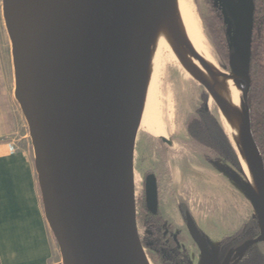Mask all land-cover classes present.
I'll use <instances>...</instances> for the list:
<instances>
[{
    "label": "water",
    "instance_id": "obj_1",
    "mask_svg": "<svg viewBox=\"0 0 264 264\" xmlns=\"http://www.w3.org/2000/svg\"><path fill=\"white\" fill-rule=\"evenodd\" d=\"M157 1L3 0L14 97L28 125L44 216L62 264H150L138 233L134 153L142 59ZM220 1L232 29L228 65L243 92L246 144L264 203V160L246 103L254 3ZM144 191L155 213L153 174ZM187 227L203 262L215 264L190 218ZM256 242H264L263 229L247 245Z\"/></svg>",
    "mask_w": 264,
    "mask_h": 264
},
{
    "label": "rangeland",
    "instance_id": "obj_2",
    "mask_svg": "<svg viewBox=\"0 0 264 264\" xmlns=\"http://www.w3.org/2000/svg\"><path fill=\"white\" fill-rule=\"evenodd\" d=\"M190 2L211 54L221 68L231 71L228 65V40L230 41L232 36V29L226 22V16L221 9V1L191 0ZM0 41L2 42H0V48L3 52L2 61L6 62L7 67H9L15 88L11 42L3 17V0H0ZM180 44L185 53L192 56L193 61L198 63L188 62V70L193 75H195L193 71H206L201 59L192 50L189 52L190 45L188 42L183 44L181 41ZM191 51L194 55L190 54ZM159 72V90L165 95H170L167 97L168 102L165 101V103L168 108L170 107V113L173 114L172 125L176 131L173 129L169 133L168 140L170 143L168 144L160 137H156L143 129L137 130L134 153L137 209L139 210L138 200L143 194L145 178L149 174H153L157 178L159 210L165 224L183 239L181 246L187 250L193 264H203L199 250L178 213L179 202L186 204L197 226L215 253L221 239L233 234L249 218L257 219L260 230L264 229V225L261 223L255 206L253 190L242 169L236 168L231 161L222 155L217 153H210L209 155L202 150H197L186 130V120L204 104L205 94L207 95L205 105L218 120L217 107L214 103L209 102V93L204 85L200 81L185 78L180 69L173 63H165ZM167 90L170 91L169 94ZM242 95L243 92L240 89L241 100L243 99ZM14 101L16 107L21 111L15 97ZM23 123L21 134L25 135V143L29 144L32 153L28 125L24 115ZM258 142L260 146H263L261 138ZM231 146L236 157H238L232 143ZM263 147H260V151L261 148L264 150ZM49 230L51 232L50 227ZM52 237L56 243L53 234ZM58 254L60 259L58 258L55 262L62 264L59 248ZM240 254L239 251L237 257ZM150 263L153 264L151 261ZM0 264L5 263L0 261Z\"/></svg>",
    "mask_w": 264,
    "mask_h": 264
},
{
    "label": "bare ground",
    "instance_id": "obj_3",
    "mask_svg": "<svg viewBox=\"0 0 264 264\" xmlns=\"http://www.w3.org/2000/svg\"><path fill=\"white\" fill-rule=\"evenodd\" d=\"M190 1L158 0L155 4L142 59L137 127L168 140L169 133L174 129L173 114L165 103L168 102L167 97L170 95H165L159 90V71L165 63L175 64L185 78L200 81L208 91L209 102L217 107L218 120L237 152L246 180L264 208L254 166L247 149L243 103L237 78L233 72L221 68L211 54ZM181 41L183 44L188 42L189 52L192 50L201 59L206 71L199 69L200 72L193 71L195 74L193 75L188 70V62L198 63L185 53ZM192 51L190 54L194 55Z\"/></svg>",
    "mask_w": 264,
    "mask_h": 264
},
{
    "label": "crops",
    "instance_id": "obj_4",
    "mask_svg": "<svg viewBox=\"0 0 264 264\" xmlns=\"http://www.w3.org/2000/svg\"><path fill=\"white\" fill-rule=\"evenodd\" d=\"M2 59L0 48V261L57 264L60 255L44 216L34 154L21 134L23 115Z\"/></svg>",
    "mask_w": 264,
    "mask_h": 264
},
{
    "label": "trees",
    "instance_id": "obj_5",
    "mask_svg": "<svg viewBox=\"0 0 264 264\" xmlns=\"http://www.w3.org/2000/svg\"><path fill=\"white\" fill-rule=\"evenodd\" d=\"M253 3L254 14L249 64L250 84L246 103L249 110L250 130L260 150V147L264 146V0H253ZM206 98L207 95L205 94L204 104L196 109L194 114L186 120V130L193 145L197 150H202L207 154L209 153V155L210 153H217L224 156L236 168L241 170L236 154L222 125L209 112L205 105ZM259 138L262 139L263 146H260L258 142ZM260 152L264 160V150L261 148ZM143 212H146L143 221L149 219L152 222L151 215H147L149 212L146 209ZM258 230L257 219L254 217L250 218L235 235V237L239 238L238 244L254 237ZM143 247L147 248L144 244ZM255 247V253L260 258L253 259L250 264H264V249L260 250L257 249V246ZM146 253L150 261L153 264H157L156 259L148 254V250ZM165 259L164 261L168 260V258Z\"/></svg>",
    "mask_w": 264,
    "mask_h": 264
},
{
    "label": "flooded vegetation",
    "instance_id": "obj_6",
    "mask_svg": "<svg viewBox=\"0 0 264 264\" xmlns=\"http://www.w3.org/2000/svg\"><path fill=\"white\" fill-rule=\"evenodd\" d=\"M221 9L223 10L222 6ZM214 10L218 11L217 9ZM156 183H157V178H156ZM144 189H145V182H144ZM144 189L142 196L138 200L139 210L137 215L139 237L142 245L144 244L147 246V248L144 247V250H146V252L148 250V254H150L156 259L157 264H164V263L193 264L192 259H190L187 250L181 246V242L183 241V239L179 235L175 234L171 227L165 224L161 216L159 210L158 185H157V209L155 213H151L147 209ZM144 209H146L149 212L147 213V215L149 214L151 215L152 222H150L149 219L143 221L144 216L146 214V212H143ZM178 213L185 222L187 230H188L187 219L188 218L192 219L206 245L208 253L212 256L215 264H250V262L253 259L260 258L255 253L256 251L255 246H257V249L263 250L264 242H256V243H252L251 245H247V243L250 240L255 239L259 235L260 229L257 231L254 237L249 238L246 241H243L241 244H238L239 238L235 237V235L238 233L241 227L245 225L250 218L246 222H244L233 234L222 238L218 244L217 252L215 253L211 245L206 240L201 230L197 226L192 214L186 207L185 203L179 202ZM188 233L190 234L189 230ZM190 236L193 239L191 234ZM194 243L201 255V262L205 264L203 262V256L199 246L195 241ZM239 251L241 252V254L237 257ZM165 258H168V260L164 261L166 260Z\"/></svg>",
    "mask_w": 264,
    "mask_h": 264
}]
</instances>
